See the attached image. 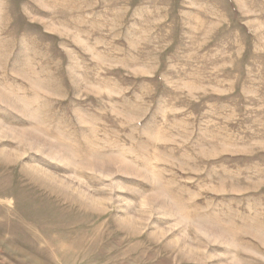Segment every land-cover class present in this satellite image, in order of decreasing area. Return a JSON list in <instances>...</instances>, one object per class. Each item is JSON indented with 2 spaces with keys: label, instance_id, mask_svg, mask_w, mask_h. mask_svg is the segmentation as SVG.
Segmentation results:
<instances>
[{
  "label": "rangeland",
  "instance_id": "374dc122",
  "mask_svg": "<svg viewBox=\"0 0 264 264\" xmlns=\"http://www.w3.org/2000/svg\"><path fill=\"white\" fill-rule=\"evenodd\" d=\"M0 264H264V0H0Z\"/></svg>",
  "mask_w": 264,
  "mask_h": 264
}]
</instances>
